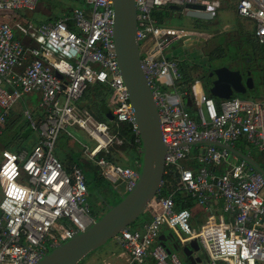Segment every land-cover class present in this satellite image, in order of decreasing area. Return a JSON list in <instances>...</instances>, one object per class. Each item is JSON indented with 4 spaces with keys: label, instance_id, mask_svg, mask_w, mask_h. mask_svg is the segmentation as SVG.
Returning a JSON list of instances; mask_svg holds the SVG:
<instances>
[{
    "label": "built area",
    "instance_id": "built-area-1",
    "mask_svg": "<svg viewBox=\"0 0 264 264\" xmlns=\"http://www.w3.org/2000/svg\"><path fill=\"white\" fill-rule=\"evenodd\" d=\"M71 1V0H67ZM80 6L44 21L10 24L0 15V125L25 94H36L42 118L24 116L39 140L29 151L0 153V264H36L51 249L84 231L96 218L78 165L66 169L54 153L61 134L77 126L94 141L82 158L91 162L113 189L125 193L137 180L134 168L111 162L107 153L123 143L126 126L140 145L134 112L118 67L113 39V0H75ZM41 0H0V12L37 10ZM140 64L157 107L166 146L164 175L170 192L150 205L148 219L116 237L127 264H182L189 248L196 264H264V177L231 153H264V101L233 96L215 100L192 86L182 89L171 46L196 35L163 22L159 13L174 7L203 6L214 14L219 0H134ZM236 14L254 25V39L264 45V0H237ZM105 85L111 93L113 126L79 105L84 90ZM189 99L190 108L185 107ZM204 142L223 145L218 147ZM242 147H236L237 143ZM182 193L199 210L177 209ZM221 201L215 212L212 204ZM196 241L198 250L190 247ZM199 253V254H198ZM201 255L202 257H197Z\"/></svg>",
    "mask_w": 264,
    "mask_h": 264
},
{
    "label": "water",
    "instance_id": "water-1",
    "mask_svg": "<svg viewBox=\"0 0 264 264\" xmlns=\"http://www.w3.org/2000/svg\"><path fill=\"white\" fill-rule=\"evenodd\" d=\"M203 10V6L189 5L182 14L198 20L211 19L212 14ZM113 13L116 59L134 112L140 141L137 180L117 203L107 205L106 211L84 231L77 232L68 241L51 249L36 264H81L91 253L105 246L108 241L116 239L122 230L134 225L147 212L164 179L166 146L162 141L159 115L152 91L140 64L134 0H113ZM202 79L210 95L217 99H229L244 94L246 88L252 86V81L239 69L232 71L226 67L212 69ZM184 103L186 108H190L189 99H185ZM111 118L114 120L113 116ZM204 143L223 146L213 142ZM228 150L244 159L264 177V169L257 162L232 148ZM190 247L198 250L196 241H192ZM191 252L189 248L183 250L189 264H196L199 259L194 260Z\"/></svg>",
    "mask_w": 264,
    "mask_h": 264
},
{
    "label": "crops",
    "instance_id": "crops-1",
    "mask_svg": "<svg viewBox=\"0 0 264 264\" xmlns=\"http://www.w3.org/2000/svg\"><path fill=\"white\" fill-rule=\"evenodd\" d=\"M219 2H220V7L215 11L214 14H212L211 19H209V20L195 19V22L189 24L188 26L177 27V28H185V29L191 30L194 33H196V35L190 39H181V40L175 42L168 51V57L176 60L178 62V64L182 67L183 73L185 75L184 76L185 85L186 86L190 85L191 88H192V86L195 88H198V89L202 90L204 93L208 94L209 96H211V95H210L208 89L205 87L204 80L202 79V77L210 71V67L208 66L209 55H212L215 52L218 53V50L221 48L228 49V47L233 48V49H237L240 51L242 50V54H248V52L250 51L252 53L251 54L252 57H255L256 54L260 53V51H262L264 53V45L258 44L254 39V34H253L254 25H253V23L251 21L239 18L238 15L236 14V2H237V0H219ZM173 9H175V8H173ZM173 9H169V11H165V12L168 13V12H170V10H173ZM186 10L180 9V11L182 13ZM223 13L230 14L231 19L229 21H226V22L221 21L220 15ZM171 17H173V16H171V12H170V14L168 16L167 15L163 16L162 21L169 23L170 25L173 26V24L169 20ZM217 18H219L220 23H218V21L217 22L214 21V19L216 20ZM6 19H7L6 17H0V20H6ZM48 19H52V18L51 17H44V19H40V20H36V21H44V20H48ZM225 28H229L232 31L229 34H227V32L222 33L221 31H224ZM210 46H212V48H210ZM208 50H210V51H208ZM219 54H220V52L218 54H214V55L218 56ZM258 56H259V54H258ZM263 56H264V54H263ZM253 64L250 63L248 65V63L246 64L243 60L242 61L236 60V61H232L230 63V67H227V68L232 70V71H236L239 69V71L241 73H244L245 77L247 76V78L250 79V81H252V86L247 87L246 92L244 94L236 95L237 97L253 98V99H257L259 101H264V83H262L261 77L259 78L258 82L256 80V77L258 78L259 69L261 70V66L259 63L257 64L256 61L255 62L253 61ZM182 89L184 90V86L182 87ZM23 96H25L23 99L25 102V109L23 110V112L25 110L30 111L33 118L35 119V121H38L41 114L38 111L37 106H36L37 95L36 94H30V95L24 94ZM110 97H111V93L109 90V98L106 102V108H107L106 111H108V113L103 114L102 120H99V119L98 120L105 122V123H108L110 126H113L114 120H113V118H111V116H113V115L111 113ZM214 99L220 100L217 98H214ZM81 107H83V106H81ZM84 108L88 109L91 112V110L87 106H84ZM10 113H11V111H10ZM11 114H12V116H14L13 113H11ZM91 114L93 115L92 112H91ZM22 116L24 119H26V117L24 116V113H22ZM41 118H42V116H41ZM26 121L28 122L29 127L31 129L30 137L33 135H35V137L33 136V141L29 144L28 148L22 149L20 151L31 150V148L34 145H36L38 140H39L38 133L31 128L30 123L27 119H26ZM3 126H4V124L0 125V127H3ZM68 139H69V141H68L69 143L70 142H72L74 144L77 143V140L73 136H68ZM3 150H7V149H3ZM3 150H1V151H3ZM7 151H10L13 153L20 152V151L14 152L11 150H7ZM239 153H242L245 155V151L243 149ZM255 153L260 154V155L264 154V153H259V152L254 151L251 154V156ZM117 155H118V158L120 160L118 164L122 165L123 167H128V168H134L135 163L139 160V157H140L138 147L137 146L135 147V145L133 146V144L131 142L127 143L125 145V147H123V149L121 151H119V153H117ZM56 156L64 164L66 169H70L71 166L75 164V165L80 166V168L83 170L85 176H86V173H90L91 175L94 176V178L92 180L88 181L89 185L87 188L89 190V188H90L89 186H90L91 182L95 185L94 187L97 190L98 194L100 195L101 201L103 202L102 205H103V208L105 209L104 212L106 211L107 205H113L114 204V203L111 204V202H108V199L111 201H115V203H116L118 201V198L120 199V197L125 194L124 188H122V190H120V189L115 190V189H113V187L108 182H106V183H108L110 186H106V183L103 181H101V182L96 181V179H97L96 175H95V170H97L96 167L91 162L84 160L82 158V155H80L79 153L74 152L70 149H68V151L66 149H64ZM251 156H250V158L253 159ZM170 190H171V188H170ZM180 194L182 195L184 202L187 199H191L187 195H183L182 193H180ZM191 200H193V199H191ZM221 204H222L221 201H217L215 204L211 205L212 206L211 210H213L215 212H219L221 209ZM184 208H187V207H184ZM191 208H193L195 210H199V215H197L198 218L202 219L203 217H205V213L202 212L201 209L196 207L194 201H193ZM104 212H102L101 215ZM92 214L95 216V218H97V215H96L97 213L92 211ZM143 222L139 223L137 227H139ZM114 242H115L114 244L117 246H114L115 248H111L107 252L105 257H102L100 255V257H98L100 259H97L96 262L92 261L89 264H127V258L128 257L126 255V253H124V251L122 250L120 244L118 243V241L116 239H114ZM197 257H202V256L198 255Z\"/></svg>",
    "mask_w": 264,
    "mask_h": 264
},
{
    "label": "rangeland",
    "instance_id": "rangeland-1",
    "mask_svg": "<svg viewBox=\"0 0 264 264\" xmlns=\"http://www.w3.org/2000/svg\"><path fill=\"white\" fill-rule=\"evenodd\" d=\"M77 6H80V2H77L75 0H71V1L43 0L40 2V5L38 6L37 10H34V11L22 10V11H19V13H7V12L1 13L0 12V15H5V16L10 15L12 18L11 23L15 22L16 24H19L20 22L36 21V20L44 19V17L55 18V16L61 15L64 12H67L68 10L70 11L72 8L77 7ZM170 12H171V16L173 17H171L169 20L173 24L174 27L188 26L189 24L195 22V19L184 16L182 12L180 11V9H173V10H170ZM170 12L166 13L164 11L165 13L164 16L166 15L168 16ZM220 18H221V21L226 22L231 19V15L228 13H223L220 15ZM214 21L216 22L218 21V23H220L219 18H217L216 20L214 19ZM231 31H232L231 29L225 28L224 31H221V32L222 33L227 32V34H229ZM210 48H212V46H210ZM219 52L220 54L218 56L214 55V54H218ZM249 52L248 54H242V50L240 51V50L233 49L230 47H228V49L221 48L218 50V53L215 52L212 55H209L208 66L210 67V70H211V69H216L220 67H226V68L230 67V63L236 60L238 61L243 60L246 64L248 63V65L250 63L253 64V61L254 62L256 61V63L257 64L259 63L261 66V70L259 69L258 78L256 77V80L258 82L259 78L261 77V81L262 83H264V56H263L264 53L260 51V53H258L259 56L258 54H256L255 57H252L251 55L252 53L251 52L249 53ZM24 97L25 96L21 97V99H19L11 109V113H13V115L18 118V122H22L24 119L22 116L23 110L25 109V102L23 100ZM108 98H109V94L107 96V100ZM95 110L97 111V107L93 108V111ZM93 111L91 110L93 115L96 117ZM68 130H69V133L73 137H75V139L77 140V143L75 144L72 142L69 143L68 136L66 134H61L59 136V139L56 143V147L54 150V153L56 155H58L64 149H66L67 151L68 149H70L83 156L82 151H84L85 147H87L88 149H91L94 146V141L91 140L88 137V135L83 130L78 128L77 126L69 127ZM9 134H11V132ZM33 136L35 137V135ZM33 136H31L29 139L25 141H23L22 139L16 138L15 142L23 143L25 146H28L33 141ZM236 147L241 148L242 144L239 142L237 143ZM112 148H115V147L113 146ZM8 150H11V149L8 148ZM0 153H1V149H0ZM254 157L258 158V156H255V155ZM0 162H1V158H0ZM260 164L264 167V161H261ZM94 186L95 185L91 182L89 186L90 188L88 190V195H89L88 203L90 205L91 210L97 213L96 215L98 218L101 215V213L104 212L105 209L103 208V205H102L103 202L100 199V195L98 194ZM122 188H123L122 185H120L119 189L122 190ZM108 202H111V204L113 203L115 204V201H111L109 199H108ZM114 243H115L114 239L108 241V243L105 246L91 253L81 264H89L92 261L96 262L97 259H100L98 258L100 257V255L102 257H105V255L111 248H115L114 246H117ZM178 258L182 264H189L188 257H181L178 254Z\"/></svg>",
    "mask_w": 264,
    "mask_h": 264
},
{
    "label": "trees",
    "instance_id": "trees-1",
    "mask_svg": "<svg viewBox=\"0 0 264 264\" xmlns=\"http://www.w3.org/2000/svg\"><path fill=\"white\" fill-rule=\"evenodd\" d=\"M43 1V0H41ZM64 13H69V10L67 12ZM63 13V14H64ZM164 12L159 13V17L160 20L162 21V18L164 16ZM60 15L55 16V18L59 17ZM53 19V18H52ZM11 25H13V22L11 23ZM180 66V65H179ZM180 70L182 73V82L181 85L184 86V90H187L188 92L191 90L190 85L186 86L185 85V78H184V73L182 70V67L180 66ZM109 94V89L100 83H95L92 85H89L83 92V95L81 97V99L79 100V105L80 106H87L90 110L93 111L94 107H97V111H93L94 114L96 115V118L99 120H102L103 118V114L108 113V111H106V102H107V96ZM216 100V99H215ZM11 115V116H10ZM10 115H8L4 126L0 127V149H11V151H20L22 149H26L28 148V146H25L23 143H17L15 142V139H22L23 141L29 139L30 135H31V129L29 127L28 122L26 121V119H23L22 122H18V118L16 116H12V114L10 113ZM10 116V117H9ZM41 120V116L39 117L38 121ZM11 132V134H9ZM120 132H121V138L123 139V143L120 146H114L115 148H111L109 152L107 153H100L98 154V157H104L107 160L114 162V163H119V158L116 152H119L123 149V147H125V145L127 143H132L133 146L135 145V147L138 145L135 143V135L131 132V130H129L126 126L122 125L120 128ZM258 156V158L254 157ZM263 169L264 167L260 164L261 161H264V154H253L251 156ZM95 175H96V181H103L106 183V181H104L102 179V177L99 176L98 174V170H95ZM86 184L88 187V181L92 180L94 178L93 175H91L90 173H86ZM172 178L169 175H164V179L162 182V185L160 187V194L161 195H167L170 191V184H172ZM106 186H110L108 183H106ZM174 202H175V206L177 209H181L184 207H189L191 208L192 204H193V200L191 199H187L185 202L183 201L184 199L182 198V195L178 192L174 195L173 197ZM119 201V199H118ZM117 201V202H118ZM116 202V203H117ZM149 215L147 212H145L140 219L134 224L132 225L130 228H136L138 226L139 223L145 221L146 219H148Z\"/></svg>",
    "mask_w": 264,
    "mask_h": 264
}]
</instances>
